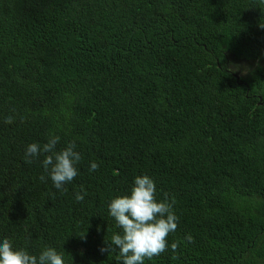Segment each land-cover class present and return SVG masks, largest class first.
Masks as SVG:
<instances>
[{
    "label": "trees",
    "instance_id": "16d2710c",
    "mask_svg": "<svg viewBox=\"0 0 264 264\" xmlns=\"http://www.w3.org/2000/svg\"><path fill=\"white\" fill-rule=\"evenodd\" d=\"M52 135L83 154L62 189L24 160ZM145 173L178 227L144 264H264V2L0 0V238L116 264L108 204Z\"/></svg>",
    "mask_w": 264,
    "mask_h": 264
},
{
    "label": "clouds",
    "instance_id": "9594fccd",
    "mask_svg": "<svg viewBox=\"0 0 264 264\" xmlns=\"http://www.w3.org/2000/svg\"><path fill=\"white\" fill-rule=\"evenodd\" d=\"M264 2V0H261ZM8 123L13 117H8ZM59 135H52L47 142H32L26 146L25 163L40 160L46 176L42 180L51 179L56 189H62L71 183L79 174L78 165L83 159L77 144L68 141L66 146L57 150L60 143ZM42 157V159H41ZM95 160L89 162V171L99 168ZM86 192H77L75 199L83 201ZM174 201L157 198V185L150 175L141 174L134 177L129 190L111 198L108 204V214L121 229L105 239L101 253L115 252L116 264H144L145 259L159 256L168 247L167 237L178 227V217L173 211ZM99 230V229H98ZM82 238H86L83 234ZM191 240V236L188 237ZM174 251L177 243H172ZM0 264H66L62 253L51 246L44 247L38 254L24 247H16L8 237L0 238Z\"/></svg>",
    "mask_w": 264,
    "mask_h": 264
},
{
    "label": "rangeland",
    "instance_id": "374dc122",
    "mask_svg": "<svg viewBox=\"0 0 264 264\" xmlns=\"http://www.w3.org/2000/svg\"><path fill=\"white\" fill-rule=\"evenodd\" d=\"M231 68H232L235 72H237V71L243 69L242 66H238V65H235V64H231Z\"/></svg>",
    "mask_w": 264,
    "mask_h": 264
}]
</instances>
